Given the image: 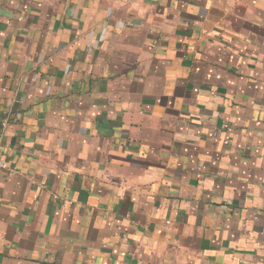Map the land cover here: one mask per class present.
<instances>
[{
	"label": "crops",
	"instance_id": "1",
	"mask_svg": "<svg viewBox=\"0 0 264 264\" xmlns=\"http://www.w3.org/2000/svg\"><path fill=\"white\" fill-rule=\"evenodd\" d=\"M0 264H264V0H0Z\"/></svg>",
	"mask_w": 264,
	"mask_h": 264
},
{
	"label": "built area",
	"instance_id": "2",
	"mask_svg": "<svg viewBox=\"0 0 264 264\" xmlns=\"http://www.w3.org/2000/svg\"><path fill=\"white\" fill-rule=\"evenodd\" d=\"M1 166H5V163L3 161H0Z\"/></svg>",
	"mask_w": 264,
	"mask_h": 264
}]
</instances>
